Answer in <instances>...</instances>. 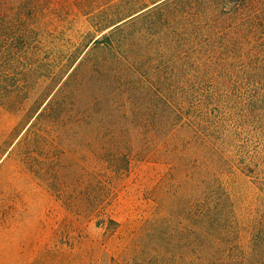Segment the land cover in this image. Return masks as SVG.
<instances>
[{"label":"rangeland","instance_id":"obj_1","mask_svg":"<svg viewBox=\"0 0 264 264\" xmlns=\"http://www.w3.org/2000/svg\"><path fill=\"white\" fill-rule=\"evenodd\" d=\"M154 1L0 0V264H264V0Z\"/></svg>","mask_w":264,"mask_h":264},{"label":"trees","instance_id":"obj_2","mask_svg":"<svg viewBox=\"0 0 264 264\" xmlns=\"http://www.w3.org/2000/svg\"><path fill=\"white\" fill-rule=\"evenodd\" d=\"M154 1V0H153ZM257 0H236L235 4H234V9L236 10L235 13H238V12H243V11H246L248 9L251 8V6L256 3ZM153 3H156V1H154ZM135 12H138V11H135ZM122 20L120 21H117V22H114L112 20L110 21H107V22H104V23H99V26H97L96 28L98 29L97 32L99 33H103L105 32L106 30L110 29L111 27L113 26H116L119 22H121ZM118 26H116L115 28H117ZM31 30V29H30ZM30 32H33L32 30ZM111 37V34L107 33V34H104L100 39L96 40L95 41V44L97 45H100L101 43H104V41H107L108 45L106 46V48H108L109 46L112 45V42L108 41ZM109 49V48H108ZM82 65V64H80ZM133 66V65H131ZM16 85H10L8 83H0V104L8 109H12V108H15L16 106L17 107H21L23 105L24 102H26V100H28V96H12V94H9V88L12 89L13 87H15ZM30 84L27 82L25 83L24 85L20 84L18 85V89L20 90H23V89H29L30 87ZM55 90H52L50 93H49V97L50 100L47 102V104L42 107L44 104H45V101L37 108V112L40 111L41 109V112L39 113V115L37 116V118H39V122H42V121H51V119L55 118L54 117V113L56 111V95L57 93H54ZM53 94V95H52ZM140 122L141 123H146L147 122V119L145 118V116L143 117V115H140V118H139ZM150 132H148L147 134H149ZM152 133V132H151ZM144 133H140L139 135L140 136H144L143 135ZM121 157H124L126 155H121ZM108 163H111V165L113 166V170L115 173H123V172H127L129 170V161H126L123 160L121 161L120 159H115V160H111V159H108L107 160ZM126 164V165H124ZM188 264H196L195 261H189Z\"/></svg>","mask_w":264,"mask_h":264}]
</instances>
